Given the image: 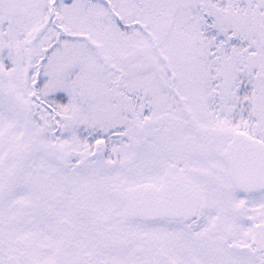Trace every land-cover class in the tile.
Returning a JSON list of instances; mask_svg holds the SVG:
<instances>
[{
	"label": "snow or ice",
	"instance_id": "1",
	"mask_svg": "<svg viewBox=\"0 0 264 264\" xmlns=\"http://www.w3.org/2000/svg\"><path fill=\"white\" fill-rule=\"evenodd\" d=\"M0 264H264V0H0Z\"/></svg>",
	"mask_w": 264,
	"mask_h": 264
}]
</instances>
